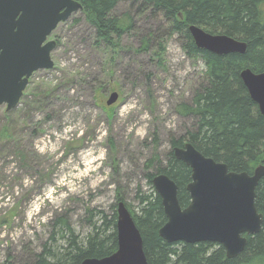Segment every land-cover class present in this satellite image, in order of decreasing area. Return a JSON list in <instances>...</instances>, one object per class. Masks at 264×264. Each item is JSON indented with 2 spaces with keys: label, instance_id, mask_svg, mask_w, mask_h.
I'll list each match as a JSON object with an SVG mask.
<instances>
[{
  "label": "rangeland",
  "instance_id": "obj_1",
  "mask_svg": "<svg viewBox=\"0 0 264 264\" xmlns=\"http://www.w3.org/2000/svg\"><path fill=\"white\" fill-rule=\"evenodd\" d=\"M132 5L116 10L135 30L114 52L96 43L82 10L61 23L48 39L57 43L54 68L33 74L16 109L0 107V129L10 122L13 134L0 143V264L31 262L60 217L83 241L119 202L139 214L141 197L154 194L150 161L165 162L171 139L194 124L178 107L192 99L204 63L187 57L162 18ZM148 37L156 38L145 51Z\"/></svg>",
  "mask_w": 264,
  "mask_h": 264
},
{
  "label": "trees",
  "instance_id": "obj_2",
  "mask_svg": "<svg viewBox=\"0 0 264 264\" xmlns=\"http://www.w3.org/2000/svg\"><path fill=\"white\" fill-rule=\"evenodd\" d=\"M123 1L79 0L85 20L95 30L96 43L112 52L124 35L135 30L132 16L115 14ZM132 2L137 11L162 18L168 30L182 38L187 57L201 60L206 67L192 99L182 101L178 107V113L192 118L194 124L171 139L165 162L158 157L150 161L153 169L147 175L152 186L156 175L170 177L179 188V204L185 209L191 202L187 186L192 172L175 158L174 149L191 144L202 155L225 164L234 173L252 175L257 167L264 165V116L241 79L245 69L264 73V0ZM192 25L211 35H226L244 42L247 52L218 56L200 50L189 32ZM153 38H144L141 49L148 51L153 47L150 41ZM157 42V50L164 51V41ZM9 124L0 129V143L13 140ZM153 190L151 196L141 197L139 214L127 206L143 238L149 264H264V222L260 234L248 237L246 249L236 259H229L225 249L215 243H167L159 235L167 217L161 198ZM118 201L124 200L119 196ZM256 207L264 216V179L256 189ZM116 226L117 211L110 220L105 218L101 224L95 223L92 232L81 241L68 220L60 217L53 226L50 242L26 264H82L87 259L109 257L118 249ZM5 264H10V258Z\"/></svg>",
  "mask_w": 264,
  "mask_h": 264
},
{
  "label": "water",
  "instance_id": "obj_3",
  "mask_svg": "<svg viewBox=\"0 0 264 264\" xmlns=\"http://www.w3.org/2000/svg\"><path fill=\"white\" fill-rule=\"evenodd\" d=\"M82 9L78 0H0V107L5 105L7 112L16 109L33 74L54 68L51 54L57 43L48 39ZM189 32L200 50L218 56L247 52L246 43L228 36L211 35L195 25ZM241 79L264 116V73L246 69ZM118 100L119 94L112 93L107 106ZM174 154L192 171V182L187 186L191 203L185 209L180 206L179 188L170 177L154 178L167 217L160 237L169 244H219L229 259L238 258L248 245L247 237L260 234L263 228L256 189L264 179V165L250 176L229 172L225 164L205 157L191 144L176 148ZM117 215V252L82 264H149L141 233L123 202L118 204Z\"/></svg>",
  "mask_w": 264,
  "mask_h": 264
}]
</instances>
